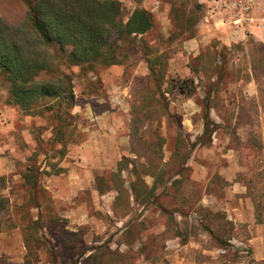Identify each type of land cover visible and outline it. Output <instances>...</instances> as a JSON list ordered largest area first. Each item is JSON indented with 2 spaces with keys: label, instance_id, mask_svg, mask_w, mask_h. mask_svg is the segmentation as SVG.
Listing matches in <instances>:
<instances>
[{
  "label": "rangeland",
  "instance_id": "rangeland-1",
  "mask_svg": "<svg viewBox=\"0 0 264 264\" xmlns=\"http://www.w3.org/2000/svg\"><path fill=\"white\" fill-rule=\"evenodd\" d=\"M252 1L121 0L125 19L140 5L154 26L137 38L144 49L133 48L124 63L74 78L79 106L111 113L102 129L75 113L60 173H44L59 160L47 120L11 103L0 83V264H264V40L242 21L226 23L242 8L264 23V0ZM0 19L19 42L34 43L23 2L0 0ZM147 58H157L156 70L166 66V79H194L190 94L165 93L170 116L154 105ZM206 94L216 127L210 137L203 134ZM150 125L164 138L163 181L144 202L130 185L141 170L134 162L146 161L133 151L153 156L157 148ZM97 128L108 133L105 160L82 168L74 144ZM34 162L43 172L39 208L22 178ZM118 188L130 198L116 200Z\"/></svg>",
  "mask_w": 264,
  "mask_h": 264
},
{
  "label": "trees",
  "instance_id": "trees-1",
  "mask_svg": "<svg viewBox=\"0 0 264 264\" xmlns=\"http://www.w3.org/2000/svg\"><path fill=\"white\" fill-rule=\"evenodd\" d=\"M20 1L27 8V22L34 43L28 42L27 47L19 42L13 36L12 27L0 19V83L6 88L11 103L28 114L47 120L52 133L48 140L50 149L59 156V160L50 164L54 172L45 170L44 173H60L64 169L59 162L67 154L68 144L77 127L78 116L73 112L76 105L74 78L84 79L89 71L97 74L101 67L122 64L133 48L144 49L137 38L153 28L154 17L148 9L136 5L125 19L121 0ZM134 1L139 4L142 0ZM147 62L157 96L154 105L157 104L164 109L165 115L170 116L165 93L175 89L190 94L196 89L194 79H166V66L156 70L152 63L157 62V58H147ZM74 66H78L77 72ZM164 83L170 88L163 89ZM209 100L210 94H206L203 134L207 137L216 130L210 116ZM151 128L152 125L150 134L156 137L152 142L157 140L153 156L133 151L138 159L145 157L146 161L134 162V169L137 170L139 165L142 171L138 172L136 182L131 183L130 190L144 202L155 197L159 182L163 181L161 145L164 138ZM41 173L36 162L27 164L22 171L23 183L33 197L32 206L37 208L40 206L36 197L41 190ZM140 174L151 175L158 183L150 186ZM3 179L0 176V183ZM122 195L131 196L128 189L118 188L116 200ZM29 199L25 201L29 203Z\"/></svg>",
  "mask_w": 264,
  "mask_h": 264
},
{
  "label": "crops",
  "instance_id": "crops-1",
  "mask_svg": "<svg viewBox=\"0 0 264 264\" xmlns=\"http://www.w3.org/2000/svg\"><path fill=\"white\" fill-rule=\"evenodd\" d=\"M253 3L255 2V0L252 1ZM252 10V9H251ZM254 9L252 10V12H248L245 9H241L239 13H237V15L235 17H228L227 20V24L230 23L231 25V21L235 20V21H242L241 25L237 24L239 27H244V24H247L249 26H251L254 30V33L258 36V39H262L264 40V32H262V26L264 25L263 21L261 22V18H258V16L254 15ZM223 22L225 23V20H223ZM244 23V24H243ZM220 27V26H218ZM93 106L88 102L86 103L84 106H79L77 103L74 107L73 112L77 113V112H81L83 111L85 113V115H89L88 117L93 120V121H97V123H99L102 127H104L105 125L108 124L110 116L108 115V113H111L109 110H105L103 112H96V110H94V108H92ZM96 117V120L93 119V117ZM109 117V119H107ZM98 124V125H99ZM100 129V130H101ZM86 137L81 140V142L79 143V145H76V149L74 150L76 152L75 157H77V163L78 165H80L82 168H87L90 166H98L99 164H101L104 160H105V150L103 148V141L107 138H105V136H103L104 134H108L107 132H102L103 135H100V130L98 131L97 129H86ZM110 137V136H108ZM98 142H97V140ZM96 163V164H94ZM74 176V179L76 182L81 181L80 176L73 170H71V172Z\"/></svg>",
  "mask_w": 264,
  "mask_h": 264
}]
</instances>
